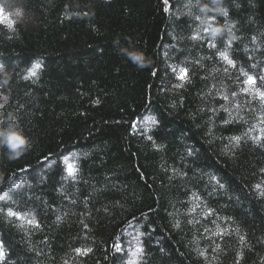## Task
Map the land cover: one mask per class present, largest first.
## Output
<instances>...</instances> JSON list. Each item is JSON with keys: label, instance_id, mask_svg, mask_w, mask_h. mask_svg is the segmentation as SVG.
<instances>
[{"label": "trees", "instance_id": "trees-1", "mask_svg": "<svg viewBox=\"0 0 264 264\" xmlns=\"http://www.w3.org/2000/svg\"><path fill=\"white\" fill-rule=\"evenodd\" d=\"M10 2L0 126L31 143L0 149V264H264V0L209 12L216 48L196 0Z\"/></svg>", "mask_w": 264, "mask_h": 264}, {"label": "clouds", "instance_id": "clouds-1", "mask_svg": "<svg viewBox=\"0 0 264 264\" xmlns=\"http://www.w3.org/2000/svg\"><path fill=\"white\" fill-rule=\"evenodd\" d=\"M222 2L223 0H209V2L199 0L198 2L199 11L204 14V17L201 19V23L206 25L208 35L212 39H216L220 36L224 29L219 25L209 23L210 18L207 14L209 12L222 14ZM0 5L7 9H13L15 16H22V11L20 9H14L10 0H0ZM17 13H20V15H17ZM119 51L138 68L145 67L149 62L143 51L126 47L120 48ZM11 75L12 74L9 70L0 65V86H7L11 80ZM9 101L10 93H0V109L5 108ZM7 120L8 123L6 126H0V149L6 150V155L9 160H15L29 150L31 142L29 137L26 136L24 132L15 124L14 114L9 113Z\"/></svg>", "mask_w": 264, "mask_h": 264}, {"label": "snow or ice", "instance_id": "snow-or-ice-1", "mask_svg": "<svg viewBox=\"0 0 264 264\" xmlns=\"http://www.w3.org/2000/svg\"><path fill=\"white\" fill-rule=\"evenodd\" d=\"M107 2H110V0H107ZM198 2H199V0H197V3H196L195 6H198ZM165 3H167V0H165ZM186 6H187V5H186ZM3 11H4V10H3V7H0V22H3V20H4V17H3ZM17 15H20V13H17ZM222 15H224V16H227V15H228V13H227V11H226L225 9H222ZM196 19H200V17L197 16ZM210 19H215V17H210ZM11 26H12V22H11V20H10V18H9V27H11ZM230 30H231V29H229V31H230ZM204 31H205V32H208V29L205 28ZM192 39H197V37H196V36H193ZM237 39H238L237 37H235V36H231L230 40L227 42L226 47H227V48H230L231 45H232V41H235V40H237ZM253 39L255 40V37H254ZM214 41H215V39H213V41H210V42H209V46H210L211 48H216V46H217L216 43H215ZM217 55H218L222 60L226 61L228 65H230V66H232V67H235V66H236V65H235V61L229 57V55L227 54V51H226V50H225V51H219V52L217 53ZM0 65L4 66L3 64H0ZM254 66H255V65H253V67H254ZM4 67H5V66H4ZM36 67L39 68L40 65L37 64ZM225 71H227V69H225ZM241 72H242V74H243L244 76L247 77V79H246V81H245L246 84H248V85H256V83H257V77H255V76H253V75H249L247 72H244L243 69H241ZM35 75H36V72H35V71H31V72H30V76H35ZM153 75H155V73H153ZM187 75H188V69H187V68H183V69H181V73H180V75L177 77V79H179V80H184V79L187 77ZM260 79H261V80H264V77H261ZM176 86H182V85H176ZM245 91H247V89H245ZM232 95L235 96L236 93L233 92ZM258 96H259V98H260L261 100H264V92H259V93H258ZM224 99H227V97L225 96ZM99 103H100L99 99H97L96 101H94V104H96V105H99ZM225 111H227V109H225ZM153 123L156 124V123H158V121H156L155 118H153ZM226 123H227V121H226ZM147 139H148L149 141H152L153 143H155L154 138H153L152 135H148V136H147ZM232 139L235 140L237 143H240V141H241V137H239V136H234V137H232ZM258 139H264V137H258ZM157 150H159V148H157ZM65 160H67V158H65ZM66 170H67V172H68V175H70V176H74V174H75V169H74V167H73L71 164H68V165H67V169H66ZM259 187H260V186L257 185V188H259ZM261 195H264V193H261ZM0 199H3V197H0ZM8 215H10V216H17V217H18V213L13 212V211H11V210H9ZM29 223H34L36 227H39V226H40L39 223H38V222H35V221H31V220H30ZM85 227H87V225H85ZM176 227H179V224H177ZM120 250H121L120 247L117 246V251L119 252ZM139 251L142 253V252L144 251V249L141 247V248H139ZM76 252H77V254H84V255H87L89 252H91V249H90V248H89V249H84V250L76 249ZM0 255H3V252H2V251H0ZM201 255H203V253H201ZM133 264H135V262H133Z\"/></svg>", "mask_w": 264, "mask_h": 264}]
</instances>
